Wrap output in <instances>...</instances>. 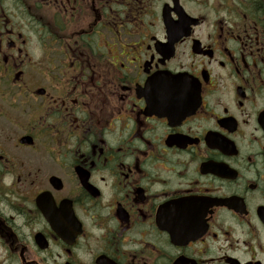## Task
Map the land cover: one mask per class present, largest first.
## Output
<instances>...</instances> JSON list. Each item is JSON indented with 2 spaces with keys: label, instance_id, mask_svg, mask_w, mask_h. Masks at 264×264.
<instances>
[{
  "label": "flooded vegetation",
  "instance_id": "flooded-vegetation-1",
  "mask_svg": "<svg viewBox=\"0 0 264 264\" xmlns=\"http://www.w3.org/2000/svg\"><path fill=\"white\" fill-rule=\"evenodd\" d=\"M0 264H264V0H0Z\"/></svg>",
  "mask_w": 264,
  "mask_h": 264
}]
</instances>
